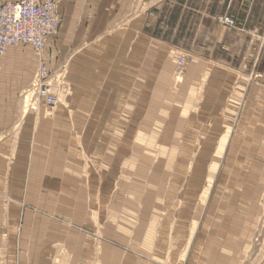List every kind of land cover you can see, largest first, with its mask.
<instances>
[{
	"label": "rangeland",
	"instance_id": "1",
	"mask_svg": "<svg viewBox=\"0 0 264 264\" xmlns=\"http://www.w3.org/2000/svg\"><path fill=\"white\" fill-rule=\"evenodd\" d=\"M94 1L108 7L105 13L112 25L106 39L95 44L101 57L109 60H92L90 72L77 74L73 68L76 52L88 50L85 44L68 46L67 58L51 62V53L60 51L58 34L41 53L30 46L9 49L21 50L36 62L31 83L19 97L23 121L30 119L37 126L42 120L67 115L71 139L66 153L75 155L77 164L63 172L53 164L38 170L28 156L0 154V264H107L104 247L111 252L107 258L120 263L159 257L168 264H188L186 259H192L200 237L199 227L230 222L209 218L211 212L220 216L222 212L223 216L233 211L253 213L252 243L258 252L264 244V0H121L126 17L121 10L120 20L112 5L116 0H56L64 19L72 7L86 15ZM225 18L234 24L225 23ZM136 45L144 51V71L150 61L147 52L171 55L159 59L164 81L154 86L161 92L156 99L158 112L151 116L153 131L138 129L132 134L128 122L136 107L119 105L126 100L124 88L134 87L127 78L135 73L131 57ZM180 60L185 62L178 69ZM196 61L205 63L210 72L200 90L190 92L191 98L186 93L184 103V81ZM42 68L51 76L53 105L38 98L33 89ZM149 85L144 80L142 87ZM73 99L116 105L110 109L111 148L104 159L89 154L78 132V126L88 125L80 115H97L98 106H74ZM206 103L211 105L206 108ZM143 109L145 122L149 116L147 107ZM170 117L176 119L181 134L176 142L193 143L190 161L183 149L174 156L173 149L163 144ZM22 125L17 124V129ZM94 128L98 132V124ZM206 143L212 154L205 162L195 161V153ZM221 145L225 153H215ZM95 146V153L102 151ZM143 158L150 164L142 163ZM182 164H201V172L195 175L186 166L182 170ZM156 179L162 184L152 183ZM191 183L195 185L190 193ZM153 196L155 204L150 202ZM186 244L189 254L182 251ZM174 245L179 249L174 250ZM257 252L251 258H257Z\"/></svg>",
	"mask_w": 264,
	"mask_h": 264
},
{
	"label": "crops",
	"instance_id": "2",
	"mask_svg": "<svg viewBox=\"0 0 264 264\" xmlns=\"http://www.w3.org/2000/svg\"><path fill=\"white\" fill-rule=\"evenodd\" d=\"M19 0H0V5L7 2H16ZM123 4V6H121ZM112 5H115V11L118 12V20L121 18V10L122 17L125 19L126 13L125 4L121 3V0H116L112 2ZM111 5V6H112ZM87 7V6H86ZM108 9L106 5L102 2H95L88 5L89 12L86 15L77 14L74 7L70 8L66 11V18L64 19L63 11L60 7V11L63 16V22L58 32V40L57 46L60 48V51L57 53H51L53 56H49L51 62H62L65 58H67L66 48L70 45H76L78 48L85 47V51L76 52L77 63L75 64L77 74L84 73L85 71L90 72L92 66V60L100 59L102 63L106 62L108 57H101V51L95 50V44H100L103 39H106V35L109 33L108 29L112 25L111 18L106 14L105 9ZM119 25V24H118ZM50 39L47 47H50L51 40ZM84 47V48H85ZM14 48V47H13ZM7 55L0 61V154H14L18 153L19 155L28 156V160L35 166V169L38 170H48L47 165H55V169L60 171L65 170H73L72 163L76 162L74 156H70L66 153L67 147L69 146L70 139L69 138V128L68 124V116L64 114H60L51 118L50 120H42L37 126H34L32 120L28 119L23 121V104L22 100H20V94L23 90L26 89L31 83L32 77L31 73L35 70L36 62L33 56L26 55L23 51L12 49L7 51ZM166 53V54H165ZM78 54V55H77ZM158 50H154L153 52H147L145 55H149L150 61L148 62L147 69L144 71L143 66V55L144 51L141 45H136L133 49V65L135 66L134 75H130L129 83H133L134 87H126L124 90L126 92L124 98L126 100H122L120 103V107L123 106H134L136 107L135 114L129 119V133H135L136 130L143 129L147 132L153 131L152 123L154 120L151 116H154L158 111L159 104H157L156 99L160 96V92L157 89H154L156 83L164 81V79L159 74V59L160 58H170L171 52L167 51L161 54ZM87 59V61L85 60ZM83 60V61H82ZM109 60V59H108ZM199 60V59H198ZM85 61V62H84ZM163 61V60H162ZM201 61V60H200ZM146 64V63H145ZM164 64V63H163ZM162 71H165L162 69ZM210 68L205 65L203 62H193L189 67V70L186 75V80L184 81V95L183 99L186 102V93L188 97H190V92L192 90H200L203 85H200L203 78L209 75ZM167 73V72H166ZM166 73H162L166 75ZM89 74V73H88ZM132 74V73H131ZM168 74V73H167ZM83 75V74H82ZM144 80L146 83L150 84L149 87L143 89L142 85ZM168 78L165 80L167 81ZM209 83V82H208ZM198 86H200L198 88ZM153 90H155L153 92ZM208 95H210L212 90H207ZM132 94V97H129L127 94ZM154 93V96H152ZM128 96V98H127ZM152 96V97H151ZM155 100V102H154ZM80 101H84L81 99H73L71 102H74V106H83V105H94L98 106V113L96 114H81L82 122H87V127L78 126V132L82 136L83 145L88 150L89 154L94 158L95 155L101 156L104 159L105 154H110L111 148V112L110 109L114 106L112 102L99 100L95 102L94 100H86L85 104H82ZM129 101V102H128ZM150 102V104H148ZM152 104V105H151ZM149 105V107H148ZM211 104L206 103L203 106L207 108ZM144 106L147 107L146 116H149L147 120H143V112ZM192 106V107H191ZM194 105H190V109L193 108ZM191 111V110H190ZM162 112V111H161ZM165 113H168L164 110ZM100 113V114H99ZM171 113H176L172 111ZM79 115V113H77ZM169 115V114H166ZM126 117V116H125ZM151 117V118H150ZM175 117V116H174ZM80 121V123H81ZM159 120H157L158 122ZM176 119L172 117L168 118V121L165 122L167 124V129L162 138L164 140L163 144L170 146V149H173L172 154L176 156L178 151L183 149L184 157L191 160V147L193 143H187L182 145L176 142L178 138H181L180 131L177 130ZM23 122V125L20 129H17V124ZM36 123V122H34ZM98 124V132L95 131V126ZM140 124H142L140 126ZM154 124V123H153ZM152 125V126H151ZM33 126V127H32ZM132 130V131H131ZM186 132V129L183 130V133ZM187 133V132H186ZM198 137V135L196 136ZM98 145L99 148H103L102 151L95 153L94 147ZM210 143H206L201 150L195 153L198 157L195 161L202 162L206 160L208 155L212 154L210 149ZM163 149V148H160ZM100 150V149H99ZM170 151V152H171ZM222 145L217 148L215 153H223ZM107 152V153H106ZM161 154L163 151L161 150ZM165 152V151H164ZM225 153V152H224ZM152 154V151H151ZM231 154H233L231 152ZM109 159V158H108ZM144 161L140 160L142 163L150 164L147 162V158H143ZM137 161V160H136ZM205 162V161H203ZM27 163V162H26ZM186 166V165H185ZM185 166L182 164V170H184ZM195 166V167H194ZM194 166H186L187 169H193V174H197L201 172V164H197ZM25 169H31L30 166H25ZM159 168V167H158ZM156 169V171L158 170ZM24 169V170H25ZM77 170V169H76ZM63 177V175H62ZM36 178V177H35ZM62 179H67L63 177ZM158 185L162 184L161 179L153 180ZM189 181V180H188ZM65 185H70L71 182L66 181ZM196 182V181H195ZM190 183V181H189ZM194 183V182H193ZM188 184V190L191 193L190 187L195 184ZM57 185V184H56ZM153 196L150 199V202L155 204L156 198ZM217 213H210L209 218H225L229 219V223L225 226H205L199 227L200 237L198 239V243L194 246V254L192 255V259L189 261L186 259V263L188 264H264V244L258 248V252L255 251L254 244L252 240L256 234L254 227H252L251 219L254 218L253 213L248 211H233L230 214H225L223 216L222 212L221 216ZM163 243H160L162 245ZM165 243L163 247H165ZM175 246V245H174ZM177 246V245H176ZM174 248V250H178L179 246ZM162 247V246H161ZM166 247L170 248L169 245ZM181 248V247H180ZM182 251H187L188 254L191 252V248H189V244L186 246H182ZM165 249V248H161ZM167 249V248H166ZM103 256L105 262L107 264H130L128 261L126 263H120L117 260L112 261L110 258H107L109 249L104 247ZM255 252V253H254ZM257 252V258L256 257ZM255 256L251 258V256ZM134 264H165L166 261L164 258H156L147 261L138 262L137 260H132ZM185 261V260H184ZM123 262V261H121Z\"/></svg>",
	"mask_w": 264,
	"mask_h": 264
},
{
	"label": "built area",
	"instance_id": "3",
	"mask_svg": "<svg viewBox=\"0 0 264 264\" xmlns=\"http://www.w3.org/2000/svg\"><path fill=\"white\" fill-rule=\"evenodd\" d=\"M225 23L233 25L230 18ZM63 16L56 0H19L0 6V57L16 46H30L36 53L47 47L50 39L58 34ZM177 63V68L184 65ZM50 74L42 68L34 81L33 89L38 98L45 99L48 105L54 104L50 93Z\"/></svg>",
	"mask_w": 264,
	"mask_h": 264
},
{
	"label": "bare ground",
	"instance_id": "4",
	"mask_svg": "<svg viewBox=\"0 0 264 264\" xmlns=\"http://www.w3.org/2000/svg\"><path fill=\"white\" fill-rule=\"evenodd\" d=\"M57 83H58V82H57ZM52 84H53V83H52ZM54 84H55V82H54ZM54 84H53V85H54ZM53 85H52V86H53ZM56 86H57V85H56ZM56 86H55V87H56ZM30 88H31V87H30ZM58 90H59V89H58ZM55 93H56V91H55ZM24 98H25V97H24ZM32 105H33V104H32ZM26 106H27V105H26ZM30 106H31V105H30ZM33 106H34V105H33ZM29 108H30V107H29ZM29 108H28V109H29ZM33 109H34V107H33Z\"/></svg>",
	"mask_w": 264,
	"mask_h": 264
}]
</instances>
